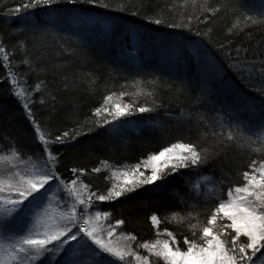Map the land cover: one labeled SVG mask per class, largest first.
I'll return each mask as SVG.
<instances>
[{
	"label": "trees",
	"instance_id": "16d2710c",
	"mask_svg": "<svg viewBox=\"0 0 264 264\" xmlns=\"http://www.w3.org/2000/svg\"><path fill=\"white\" fill-rule=\"evenodd\" d=\"M25 2L0 0V46L10 54L11 71L17 76L19 88H27L36 101L46 100L44 105L37 103L33 108L42 131L74 134L92 128L96 133L53 149L61 154L60 171L64 178H71L69 169L84 168L88 170L84 182L103 194L114 184L122 183V173L130 172L149 155L177 142L196 144L198 150L208 154L207 163L199 169L202 175L197 177L191 169H181V175L174 174L160 187L137 189L102 205V209L113 213L112 224L117 219L125 220L114 233L113 242L120 241L122 236L135 235L137 240L131 242L133 249L141 256L148 255L150 264L163 262L138 245L169 240L165 230L181 242V250H186L182 242L185 236L200 244L201 229L218 203L214 197L226 198L229 187H242L243 173L250 171L252 161L256 160L259 166L264 160V140L255 134L258 113L253 114L244 107L245 99L255 93L228 70L220 50L223 45L224 52L236 47L246 48L249 53L264 52V26L246 23L244 19L259 18L264 0H240L239 3L238 0H106L113 7L130 5L127 12L111 14L114 27L109 31L99 25L81 29L71 21L57 24L52 20L50 26L55 27L45 34L24 26L21 35L23 17L12 16L10 11ZM141 3H148L150 7L140 9ZM138 10L140 15H131ZM83 14L104 15V10ZM48 15L36 9L32 19L44 21ZM145 15L165 23H149L143 19ZM76 32L78 39L73 35ZM38 42L46 45L42 49L43 59L39 63L33 61L35 71L30 72L22 61L32 60L28 52ZM22 43L25 47L20 46ZM213 61L220 66L224 80H216L208 94L202 89L208 79L207 65ZM3 63L0 59V156H10L14 147L19 146L28 153L22 159L30 164L36 159L32 151H38L36 133L26 118L22 102L12 94L10 81H3L7 74ZM41 82L42 91H33ZM113 93L107 105L110 111L115 103L129 104L133 109L148 107L153 111L136 113L127 122L122 118L118 128H99L97 122L102 124L105 118L111 117L95 116L94 110ZM121 93L125 95L121 97ZM53 96L57 115L50 120ZM256 100L259 102V97ZM241 122L243 131L234 127ZM29 156L32 161L28 160ZM0 166H7L6 162L0 161ZM96 167L101 172L92 173L91 169ZM196 184L200 186L198 198L193 192ZM57 207L67 210L62 205ZM152 214L160 219L158 229L151 224ZM227 223L230 222L218 220L217 228L231 233L223 227ZM192 225H196L195 237ZM254 259L258 262L260 254ZM44 260L45 264H55L50 256ZM128 260L129 264H136L134 257Z\"/></svg>",
	"mask_w": 264,
	"mask_h": 264
},
{
	"label": "snow or ice",
	"instance_id": "6c2138e0",
	"mask_svg": "<svg viewBox=\"0 0 264 264\" xmlns=\"http://www.w3.org/2000/svg\"><path fill=\"white\" fill-rule=\"evenodd\" d=\"M135 6L131 5V7ZM129 7L130 5L127 4L113 7L106 0H27L12 9L10 15L23 17L21 35L25 31L24 26H28L33 32L45 34L54 29L55 26H50L52 20L57 24L71 21L81 29H86L89 25H99L105 31H109L114 27L111 14L127 12ZM139 7L145 9L150 7V4L141 3ZM241 7H243L242 3ZM36 9L47 12L48 20L32 19ZM96 9H103L104 15L83 14ZM131 15L138 16L140 11H134ZM258 17L248 16L244 19L246 23L264 26V2ZM143 19L155 25L165 23L148 15ZM168 27H176V25H168ZM73 35L79 38L78 32ZM20 46L25 47L23 43ZM45 47L43 42L34 44L33 49L28 52L32 60L22 61L29 66L30 72L35 71L32 67L33 61L37 63L42 61V49ZM225 47L222 45L220 50L224 53L228 70L244 84L245 88L255 93V96L245 99L244 107L253 114L258 113L255 134L259 140H264V52L249 53L248 49L241 47H236L234 50L230 48L229 51L224 52ZM0 59L7 70L3 81H10L14 89L12 94L22 102L26 118L36 133L38 146V151L35 149L32 151V156L36 159L30 164L22 159L23 156H28V153L19 146L14 147L10 156H0V161L6 162L7 165L0 166V237H7L12 241L9 244L0 243V264H32L34 261L45 264L44 258L47 256H50L55 264H129V257H134L136 264H150L148 255L141 256L133 249L131 242L137 240L135 235L122 236L120 241L113 242L114 233L125 224V220L117 219L114 224L110 223L113 213L104 211L102 205L110 204L145 186L160 187L174 174L181 175V169H191L199 177L202 175L199 169L207 163L208 154L198 150V146L193 143H173L158 153L149 155L146 160H141L130 172H123V182L114 184L103 194L98 190L94 191L90 183L84 182L88 175V170L84 168L69 169L71 178L66 180L60 171L63 167L61 154L55 153L53 149L56 146L70 145L82 136L94 135L96 134L94 129L88 128L86 132L74 134L70 131L46 134L33 112L37 103L44 105L46 100L36 101L31 98L27 88H19L17 76L11 71L10 54L3 46H0ZM207 74L208 79L202 91L211 94L214 82L223 81L224 75L220 66L214 61L208 63ZM22 75L27 76L28 73ZM42 83H38L33 91L41 92ZM114 95L113 93L106 96L104 104L94 110L95 116L107 114L111 117V119L105 118L102 124L97 122L99 128L105 126L118 128L122 118L127 122L128 118L136 113L153 111L148 107L133 109L132 105L120 103H115L110 111L107 105ZM123 95L125 94L121 93V97ZM256 97H259V102ZM51 99L53 103L50 120L57 115L55 96ZM228 115L231 116V112ZM234 127L243 131L244 124L241 122ZM229 139H232L231 135ZM32 156L28 157L29 161H32ZM91 172L99 173L101 168H93ZM146 172L149 174L145 175ZM243 177L245 183L242 187H229L226 198L214 197L218 203L201 229L200 244H197L195 239L190 240L185 236L182 242L186 250H181V242L176 240L171 231L165 230L169 240H157L151 244L144 242L138 247L146 250L149 255L162 261L163 264H258L254 259L258 253L260 264H264V251H262L264 250V160L259 162V166L257 161L253 160L250 171H245ZM105 179L108 180L109 177ZM193 192L198 198L200 195L198 184L193 185ZM61 197L66 199L62 200ZM68 200L71 201L70 204ZM53 202L67 210L51 212ZM179 202L184 203L183 200ZM150 220L152 226L158 229L159 217L152 214ZM218 220L229 221L230 223L223 224V227L230 229L231 233L220 231L217 228ZM105 223L108 224L107 228L104 227ZM191 227L192 235L195 237L196 225ZM242 239L246 242L242 243ZM72 242H79L81 251L72 249ZM69 249H71V257L65 260L57 259ZM79 256L87 258L73 259Z\"/></svg>",
	"mask_w": 264,
	"mask_h": 264
},
{
	"label": "rangeland",
	"instance_id": "374dc122",
	"mask_svg": "<svg viewBox=\"0 0 264 264\" xmlns=\"http://www.w3.org/2000/svg\"><path fill=\"white\" fill-rule=\"evenodd\" d=\"M51 212H60L62 211L61 209H59V207L56 206L55 202H53L52 204V208L50 209ZM42 231V229H41ZM12 241L9 240L7 237H0V243H4V244H9L11 243ZM72 249H75L77 251H81V248H80V244L79 242H72ZM71 257V249L69 250H66L65 252H63L61 254V257L59 260H65L67 258ZM81 258H85L84 256H79V257H74L73 259H81ZM32 264H38V262L34 261L32 262ZM258 264H260V260L258 261Z\"/></svg>",
	"mask_w": 264,
	"mask_h": 264
}]
</instances>
